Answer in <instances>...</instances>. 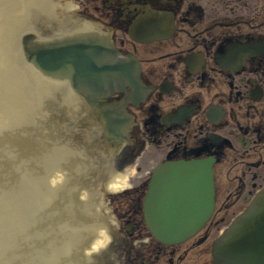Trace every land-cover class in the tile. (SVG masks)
Listing matches in <instances>:
<instances>
[{"label": "flooded vegetation", "instance_id": "flooded-vegetation-1", "mask_svg": "<svg viewBox=\"0 0 264 264\" xmlns=\"http://www.w3.org/2000/svg\"><path fill=\"white\" fill-rule=\"evenodd\" d=\"M228 3L216 0L215 10ZM64 5L56 2L49 13L31 8L35 17L30 27L41 39L59 45L67 36L75 43L88 39L96 44L89 53L92 72L113 66L115 78L120 79L125 77L117 69L121 62L107 60L103 54L112 51L109 43H113L117 57L135 56L139 77L150 87L142 100L128 97L126 111L132 120L129 142L111 157L110 165L117 173L127 174L131 167L134 173L127 177L129 189L107 198L119 229L112 233L107 250H120V255L108 254L105 264H181L183 257L202 246L208 251L225 220L223 216L216 219L217 214L242 208L264 181V42L258 47L250 45L252 40H264V21L256 24L254 16L238 12L242 10L239 3L230 7V18L203 12L202 0H71L70 7ZM160 9L168 13H160ZM145 12L152 13L147 21ZM160 20L167 27L174 26L167 39L154 37L160 32ZM133 25L138 29L131 33ZM100 77L105 83L112 79L104 73ZM125 87L103 101L118 100L132 92V87ZM96 122L90 118V126ZM98 127L91 136L101 142L106 136L102 126ZM196 157L213 158L215 180V168L223 162L246 165V169L233 178L238 186L226 190L221 204L217 197L220 187L215 182V218L211 217L208 228L183 244H163L149 235L142 213V195L151 168L169 159ZM102 162L104 159L98 158V164ZM88 177L102 182L106 174L102 170ZM231 195L235 199L228 203ZM133 246L143 248L133 250ZM182 246V254L177 255Z\"/></svg>", "mask_w": 264, "mask_h": 264}, {"label": "water", "instance_id": "water-1", "mask_svg": "<svg viewBox=\"0 0 264 264\" xmlns=\"http://www.w3.org/2000/svg\"><path fill=\"white\" fill-rule=\"evenodd\" d=\"M60 57L58 62L53 55L37 53L32 60L44 76L51 78L73 79L84 71L71 70L73 53L64 52ZM85 99L88 101L87 95ZM209 168V164L197 160L163 163L154 169L143 208L147 225L157 239L168 243L182 241L209 217L213 192ZM212 257L214 264H264V189L216 239Z\"/></svg>", "mask_w": 264, "mask_h": 264}, {"label": "bare ground", "instance_id": "bare-ground-1", "mask_svg": "<svg viewBox=\"0 0 264 264\" xmlns=\"http://www.w3.org/2000/svg\"><path fill=\"white\" fill-rule=\"evenodd\" d=\"M31 1L33 0H7L4 7H2V1L0 2V10L2 11L0 14V33L4 34L9 43L8 50L10 53L12 52L13 58L15 54H19L16 50L18 49L17 34L21 31V17L17 16V12L18 9L22 12L23 5ZM52 2L54 3L53 0H40L39 5L46 7ZM21 23L23 24V22ZM41 80L45 84L52 82L44 78ZM39 100L40 97H37L36 102ZM41 111L29 113L28 123L31 127L35 123L34 120L41 115ZM36 120L38 123L42 122L39 118ZM31 134H33L32 128L28 130L29 137ZM34 144L37 148L29 140L26 147L29 155L25 158L27 160L26 172L23 175L25 191L24 195H21V199L26 204L25 208L27 207L25 213L27 218L25 221H19L16 227L20 229V235L29 227H31L34 235L51 234V237L46 239L43 244L48 245L49 251L54 248L57 252L48 251L49 253H44L43 262L45 264H77L76 259L80 261V253L86 247L85 242L89 237H86L89 233L87 224L85 225L79 220V216L84 211V206L82 203H78L75 197L76 191H78V181L82 176L80 174L81 161L78 156L72 153L68 144L49 143L45 140ZM4 149L7 150L8 145L0 137V151H4ZM35 151L37 157H33ZM68 163L70 164L69 170H67L69 168ZM59 170L63 172H59ZM122 183V181L117 180L113 188L122 185ZM113 188L110 187L109 189L114 190ZM96 230L99 231V238L97 236L92 240V245L86 250L87 253L102 247L107 238L105 232L97 228ZM3 231L6 233L8 229H3ZM30 263L33 264L34 262L30 259Z\"/></svg>", "mask_w": 264, "mask_h": 264}, {"label": "rangeland", "instance_id": "rangeland-1", "mask_svg": "<svg viewBox=\"0 0 264 264\" xmlns=\"http://www.w3.org/2000/svg\"><path fill=\"white\" fill-rule=\"evenodd\" d=\"M1 1L4 7L7 0ZM239 2L246 3V5L240 4L242 12L247 13L248 5L252 16H264V0L235 1V3ZM1 12L0 10V14ZM230 13L232 14L231 11ZM1 42L7 44L3 33H0V44ZM11 56L12 54L6 48L0 46V133L7 130L9 136L13 135L8 151L5 149L0 151V264H25L27 246L24 248L26 243H19L24 233L20 235V229L16 227L20 219L19 209L16 214V208L26 205L21 199L25 191L23 175L26 172L24 155L26 141L23 136L25 127L29 125V113L44 108L41 102H36V98L50 96L51 90L38 79L35 81L32 78L34 73L22 66L18 59L20 55H16L14 60ZM36 119L34 124H38ZM10 150L11 153H9ZM262 158L264 160V153ZM229 166L224 164L219 172L224 174L223 172ZM262 168L264 169V166ZM241 169L242 166L238 165L232 171L240 172ZM218 181H224V179L220 178ZM230 216L232 213L227 219ZM22 218H25V215ZM3 229L8 231L5 233ZM135 249L139 248L134 247L133 250ZM183 249V246L180 247L177 250L178 253L176 252L177 255L182 254ZM181 264H210L206 248L202 246L188 257H183Z\"/></svg>", "mask_w": 264, "mask_h": 264}]
</instances>
